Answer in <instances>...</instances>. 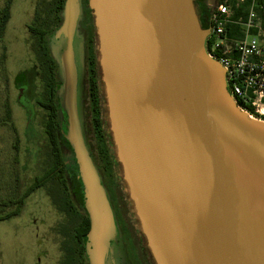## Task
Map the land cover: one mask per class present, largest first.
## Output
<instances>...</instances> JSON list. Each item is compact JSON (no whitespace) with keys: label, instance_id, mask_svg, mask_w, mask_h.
Returning a JSON list of instances; mask_svg holds the SVG:
<instances>
[{"label":"water","instance_id":"water-1","mask_svg":"<svg viewBox=\"0 0 264 264\" xmlns=\"http://www.w3.org/2000/svg\"><path fill=\"white\" fill-rule=\"evenodd\" d=\"M109 131L156 264H264V122L231 99L205 51L194 0H88ZM79 0H65L57 115L83 187L89 264H105L114 215L84 141L72 40Z\"/></svg>","mask_w":264,"mask_h":264},{"label":"rangeland","instance_id":"rangeland-1","mask_svg":"<svg viewBox=\"0 0 264 264\" xmlns=\"http://www.w3.org/2000/svg\"><path fill=\"white\" fill-rule=\"evenodd\" d=\"M4 2L0 0V7ZM52 6L53 0H12L1 34L5 58L3 67L0 66V215L14 208L10 201L15 200L17 193L23 194L34 177L43 174L50 164L44 109L35 101L42 99L43 87L34 67L27 25L50 24L51 35L55 26L50 20L46 22V13ZM1 43L0 40V51ZM84 71L85 66L80 111L85 134L93 147L95 138ZM6 108L11 122L6 120ZM10 123L15 131H11ZM55 206L47 187H39L25 198L20 213L0 220V264H62Z\"/></svg>","mask_w":264,"mask_h":264},{"label":"flooded vegetation","instance_id":"flooded-vegetation-1","mask_svg":"<svg viewBox=\"0 0 264 264\" xmlns=\"http://www.w3.org/2000/svg\"><path fill=\"white\" fill-rule=\"evenodd\" d=\"M194 1L199 13L202 14L204 10L212 11L217 0ZM79 5L80 13L72 40L74 56L78 68V113L85 144L107 193L117 227V240L111 242L110 246L112 250L108 252L105 264H156L147 245L146 237L141 230L140 222L134 212L133 204L129 198L127 187L122 177L121 166L115 157L114 144L107 120L104 85L101 80L98 62L96 68L99 87L98 105L108 148L104 155L97 149L95 140L94 146H91L83 128L80 111V91L81 84L83 83V67L85 66L84 81L87 87L88 105L90 111L88 58L89 53L94 50V48L96 49L95 43L97 42V35L93 22L92 11L88 7V0H79ZM59 26L60 24L56 25L53 29L54 32L48 36L49 50L52 54L51 56H53L56 60L59 59L60 53L65 47L64 37L62 35L59 37L55 36V31ZM29 27L30 25H27V28ZM56 75L58 82L55 87V95L57 96L58 102V89L61 85V72L59 64L57 66ZM19 101L23 106L21 100ZM35 101L37 102L38 100ZM29 115L32 116L33 112ZM104 123L106 124V128L104 127ZM93 137L95 138L94 132ZM56 141L57 143L60 142L59 147L62 164L56 165L53 168L55 169L54 174L58 177L63 176V178L66 179L65 183L61 184V186L54 187L58 200V203L54 205H56L55 207L57 208L59 214L55 230L59 234V241L61 242V261H63L62 264H68V262H72L71 264H89L85 253V239L90 227V221L88 213L84 208L83 187L78 173V166L77 168L74 166L72 162V154L62 139L59 137ZM41 175H36L34 179ZM65 193H67L68 197L62 198L61 195L65 196ZM86 227L87 230L83 233Z\"/></svg>","mask_w":264,"mask_h":264},{"label":"built area","instance_id":"built-area-1","mask_svg":"<svg viewBox=\"0 0 264 264\" xmlns=\"http://www.w3.org/2000/svg\"><path fill=\"white\" fill-rule=\"evenodd\" d=\"M209 18L207 55L222 66L235 105L264 122V0H217Z\"/></svg>","mask_w":264,"mask_h":264},{"label":"trees","instance_id":"trees-1","mask_svg":"<svg viewBox=\"0 0 264 264\" xmlns=\"http://www.w3.org/2000/svg\"><path fill=\"white\" fill-rule=\"evenodd\" d=\"M12 0H5L4 4L0 7V40L2 44V48L0 51V66H2L5 58V45H3V41L1 38V34L4 30L5 24L9 19V10L10 4ZM65 0H53V6L49 13H46L47 18L46 22L49 20L53 22L54 26L61 24L62 21V10ZM245 5H241L237 8H234V15L240 14L244 11ZM210 13L211 11H203L202 14L199 13L200 21L202 26L209 28L210 25ZM50 24H39L36 26H30L28 28L29 34L31 35V50L34 54L36 73L39 76L42 82V99L38 100L37 103L44 109V131L49 142V158L50 164L49 168L43 173V175L35 178L33 182L27 187L23 194L17 193L18 196L15 197V200L10 201L14 208L10 211L1 214L0 220L8 218L10 216H14L20 213L21 208L24 204L25 198L33 191H35L39 187H47L48 195L51 197L54 204L58 203L57 193L54 187L61 186V184L65 183L66 179L63 176H56L54 174L55 169H53L56 165H61V153H60V142L57 143V138L59 137L65 143L67 148L72 154V162L74 166L77 168V163L75 161L73 152L68 144V142L60 135L58 129V115H57V96L55 95V87L57 86L58 78L56 75V70L58 63L56 59H54L49 50L48 45V29ZM92 50V49H91ZM89 101H90V114H91V123L92 129L95 134V141L97 145V149L103 155L108 150L104 128L102 125L101 113L98 105V97H99V87H98V77H97V51L96 49L92 50L89 53ZM61 84V81H60ZM7 109V108H6ZM6 120L11 122L9 116V110H6ZM12 130L15 131L13 125L8 124ZM59 136V137H58ZM105 141L106 146H103V142ZM63 144V143H62ZM53 166V167H52ZM20 185H18L19 188ZM62 198H66L67 193L61 195ZM87 230V227L83 231V233ZM72 262H68V264Z\"/></svg>","mask_w":264,"mask_h":264}]
</instances>
